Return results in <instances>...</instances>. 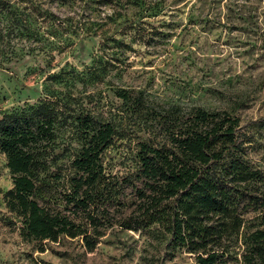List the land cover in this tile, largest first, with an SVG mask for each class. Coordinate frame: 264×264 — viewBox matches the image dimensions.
Wrapping results in <instances>:
<instances>
[{
  "label": "rangeland",
  "instance_id": "obj_1",
  "mask_svg": "<svg viewBox=\"0 0 264 264\" xmlns=\"http://www.w3.org/2000/svg\"><path fill=\"white\" fill-rule=\"evenodd\" d=\"M44 104L56 113L53 153L62 174L88 134L85 124L113 127L101 160L120 176L135 169L139 142H166L169 105L258 120L264 0H0V117ZM247 137L248 160L264 172V128ZM11 187L0 152V264H195L194 254L152 227L114 223L92 249L80 236L27 241L3 202ZM125 199L133 200L131 188ZM124 210L111 206L109 220ZM218 264L242 261L237 254Z\"/></svg>",
  "mask_w": 264,
  "mask_h": 264
},
{
  "label": "trees",
  "instance_id": "obj_2",
  "mask_svg": "<svg viewBox=\"0 0 264 264\" xmlns=\"http://www.w3.org/2000/svg\"><path fill=\"white\" fill-rule=\"evenodd\" d=\"M164 112L174 115L166 142H139L135 169L120 176L101 160L114 133L110 124H85L88 134L62 174L53 153L54 108L3 114L0 152L12 187L2 198L20 234L27 241L80 236L92 249L114 223L152 227L194 254L195 264L237 254L242 264H264V172L247 157V130L264 128V117L242 124L226 110L169 105ZM113 205L125 208L115 222Z\"/></svg>",
  "mask_w": 264,
  "mask_h": 264
}]
</instances>
